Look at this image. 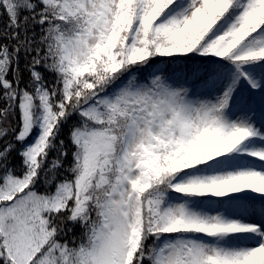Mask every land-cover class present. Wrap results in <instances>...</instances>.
Segmentation results:
<instances>
[{"label":"snow or ice","instance_id":"6c2138e0","mask_svg":"<svg viewBox=\"0 0 264 264\" xmlns=\"http://www.w3.org/2000/svg\"><path fill=\"white\" fill-rule=\"evenodd\" d=\"M0 264H264V0H0Z\"/></svg>","mask_w":264,"mask_h":264}]
</instances>
